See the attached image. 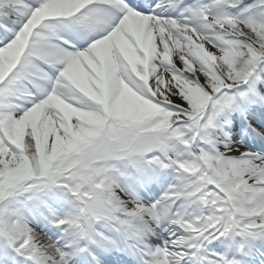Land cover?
Instances as JSON below:
<instances>
[{
    "label": "snow or ice",
    "instance_id": "obj_1",
    "mask_svg": "<svg viewBox=\"0 0 264 264\" xmlns=\"http://www.w3.org/2000/svg\"><path fill=\"white\" fill-rule=\"evenodd\" d=\"M0 264H264V0H0Z\"/></svg>",
    "mask_w": 264,
    "mask_h": 264
}]
</instances>
